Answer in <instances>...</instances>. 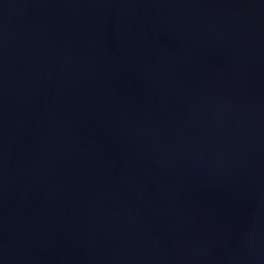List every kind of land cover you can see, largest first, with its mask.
<instances>
[{"label": "water", "instance_id": "water-1", "mask_svg": "<svg viewBox=\"0 0 264 264\" xmlns=\"http://www.w3.org/2000/svg\"><path fill=\"white\" fill-rule=\"evenodd\" d=\"M0 264H264V0H0Z\"/></svg>", "mask_w": 264, "mask_h": 264}]
</instances>
